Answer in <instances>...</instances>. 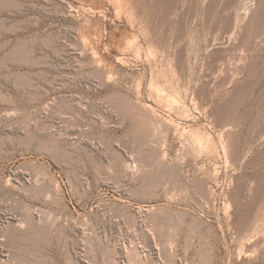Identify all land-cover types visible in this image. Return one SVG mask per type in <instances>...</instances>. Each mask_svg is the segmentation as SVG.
<instances>
[{"label": "rangeland", "instance_id": "obj_1", "mask_svg": "<svg viewBox=\"0 0 264 264\" xmlns=\"http://www.w3.org/2000/svg\"><path fill=\"white\" fill-rule=\"evenodd\" d=\"M263 146L264 0H0V264H255Z\"/></svg>", "mask_w": 264, "mask_h": 264}, {"label": "bare ground", "instance_id": "obj_2", "mask_svg": "<svg viewBox=\"0 0 264 264\" xmlns=\"http://www.w3.org/2000/svg\"><path fill=\"white\" fill-rule=\"evenodd\" d=\"M239 1V0H238ZM243 7V6H242ZM246 9V8H245ZM236 10V9H235ZM240 12H242V11H240ZM244 12V11H243ZM245 12H247V11H245ZM244 12V13H245ZM240 14H242V13H240ZM235 15V14H234ZM232 18V17H231ZM235 18V17H234ZM229 20V19H228ZM243 20V19H242ZM226 22V21H225ZM229 22H233V21H229ZM234 23V22H233ZM231 26V25H230ZM255 26V25H254ZM261 26V25H260ZM263 26V25H262ZM241 28V27H240ZM231 29V28H230ZM226 142V141H225ZM228 144V143H227ZM264 147V146H263ZM230 161V160H229ZM249 220V219H248ZM240 223H242V222H240ZM246 223H248V222H246ZM244 230V229H243ZM262 234V233H261ZM258 236V235H257ZM261 236V235H260ZM260 236H258V237H260ZM263 238H264V236H263ZM263 238H261V239H263ZM256 238H254V240H255ZM260 239V240H261ZM252 240V239H251ZM259 240V239H258ZM256 241V242H259V241ZM264 240V239H263ZM262 243H263V241H261ZM261 242H259V243H256V244H253L254 245V247L253 248H257V249H254V250H258V252H257V254H258V260H259V262H256L255 264H264V243L262 244ZM255 243V242H254ZM249 244V243H248ZM251 245V244H250ZM251 248V247H250ZM252 250V249H251ZM248 251H249V249H248ZM250 252V251H249ZM252 252V251H251Z\"/></svg>", "mask_w": 264, "mask_h": 264}]
</instances>
